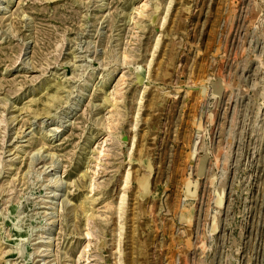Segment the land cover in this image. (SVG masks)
Here are the masks:
<instances>
[{"label":"rangeland","instance_id":"obj_1","mask_svg":"<svg viewBox=\"0 0 264 264\" xmlns=\"http://www.w3.org/2000/svg\"><path fill=\"white\" fill-rule=\"evenodd\" d=\"M0 264H264V0H0Z\"/></svg>","mask_w":264,"mask_h":264},{"label":"bare ground","instance_id":"obj_2","mask_svg":"<svg viewBox=\"0 0 264 264\" xmlns=\"http://www.w3.org/2000/svg\"><path fill=\"white\" fill-rule=\"evenodd\" d=\"M49 95H50V94H49ZM50 96H51V95H50ZM50 96H49V97H50ZM33 159H34V158H33ZM59 185H60V184H59ZM93 186H94V185H93ZM93 186H92V188H93ZM90 187H91V186H90ZM91 192H92V191H91ZM90 194H91V193H90ZM94 201H95V199L90 200L91 203H93ZM83 205H84V204H83ZM81 206H82V204H81ZM88 206H89V204H88ZM83 207H84V206H83ZM81 208H82V207H81ZM82 211H83V210H82ZM87 211H88V210H87ZM93 212H94V211H93ZM92 214H93V213H92ZM94 214H95V213H94ZM86 215H87V212H86ZM86 215H85V216H86ZM86 219H87V216H86ZM86 219H85V220H86Z\"/></svg>","mask_w":264,"mask_h":264}]
</instances>
